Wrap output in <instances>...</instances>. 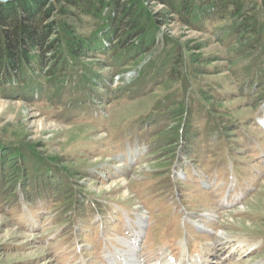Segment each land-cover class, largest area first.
<instances>
[{"label": "rangeland", "instance_id": "rangeland-1", "mask_svg": "<svg viewBox=\"0 0 264 264\" xmlns=\"http://www.w3.org/2000/svg\"><path fill=\"white\" fill-rule=\"evenodd\" d=\"M144 5L143 50L0 81V264H264L261 0L239 15L260 33L238 40L239 16Z\"/></svg>", "mask_w": 264, "mask_h": 264}, {"label": "trees", "instance_id": "trees-1", "mask_svg": "<svg viewBox=\"0 0 264 264\" xmlns=\"http://www.w3.org/2000/svg\"><path fill=\"white\" fill-rule=\"evenodd\" d=\"M148 0H12L0 2V81H25L22 68L65 70L66 57L77 59L97 46L104 53L117 55L130 46L144 49L149 43L147 27L152 15L144 5ZM166 6L189 24L198 21V2L214 9L205 18H238L244 6L259 0H149ZM264 7V0H261ZM200 6V5H199ZM230 8V9H229ZM204 15V14H203ZM202 16V15H201ZM81 17L97 24L92 37L78 33L74 25ZM240 17V16H239ZM72 19V21H70ZM235 29L237 40L246 33L257 36V18L240 17ZM78 21V22H79ZM108 48V50L106 49ZM132 50V49H131ZM134 50V49H133ZM144 52V51H143ZM65 60V62H64ZM57 62V64H55ZM117 67V65H115ZM127 66V65H126ZM34 67V68H32ZM170 72L177 65L169 66ZM121 73V69H115ZM172 71V72H173ZM113 82V79H110Z\"/></svg>", "mask_w": 264, "mask_h": 264}, {"label": "bare ground", "instance_id": "bare-ground-1", "mask_svg": "<svg viewBox=\"0 0 264 264\" xmlns=\"http://www.w3.org/2000/svg\"><path fill=\"white\" fill-rule=\"evenodd\" d=\"M119 79H121L120 77H119V75H117L116 77H115V81L118 83L119 82ZM40 123V122H39ZM145 217H143L142 219H140L137 223V230H138V232H137V236L139 235V233L140 232H142L144 229H145ZM136 239V238H135ZM134 240V239H133ZM134 242H135V240H134ZM130 245H131V243H130ZM168 264H169V260H168Z\"/></svg>", "mask_w": 264, "mask_h": 264}, {"label": "water", "instance_id": "water-1", "mask_svg": "<svg viewBox=\"0 0 264 264\" xmlns=\"http://www.w3.org/2000/svg\"><path fill=\"white\" fill-rule=\"evenodd\" d=\"M0 1H2V2H6L7 0H0Z\"/></svg>", "mask_w": 264, "mask_h": 264}]
</instances>
